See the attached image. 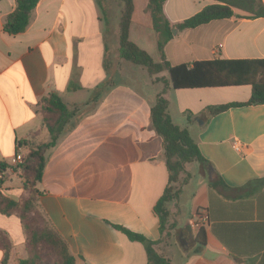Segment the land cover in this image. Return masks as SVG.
Masks as SVG:
<instances>
[{
    "label": "crops",
    "instance_id": "1",
    "mask_svg": "<svg viewBox=\"0 0 264 264\" xmlns=\"http://www.w3.org/2000/svg\"><path fill=\"white\" fill-rule=\"evenodd\" d=\"M210 3L174 0L170 7L166 0L163 10L173 25ZM133 5L129 39L138 45L154 31L148 14ZM15 7L16 0H0V162L9 166L0 175V193L14 201L25 194L14 167L16 147L25 154L49 141L38 102L54 93L79 111L45 154L36 209L65 241L74 264H146L144 246L114 225L157 242L154 248L170 264H264V188L250 185L264 178V105L206 113L209 106L247 101L251 86L173 89L167 71L150 75L121 60L117 43L111 49L94 0H39L27 28L9 35L3 24ZM117 33L118 24L113 41ZM163 51L171 66L264 59V19L226 18L176 31ZM158 94L208 162L186 165V182L168 205L173 228L164 233L153 212L168 179L162 139L150 119ZM185 193L181 221L177 205ZM198 213L206 216L199 225L205 245L195 252L199 226L191 222ZM175 231L180 240L190 236L186 250L163 242ZM0 232L10 242L6 264H20L27 252L19 218L0 213ZM4 256L0 249V264Z\"/></svg>",
    "mask_w": 264,
    "mask_h": 264
},
{
    "label": "trees",
    "instance_id": "2",
    "mask_svg": "<svg viewBox=\"0 0 264 264\" xmlns=\"http://www.w3.org/2000/svg\"><path fill=\"white\" fill-rule=\"evenodd\" d=\"M39 0H16V7L3 24V30L9 35L23 32L30 23L31 12ZM192 16L170 24L163 6L166 0H146L144 11L151 19V26L156 33V49L160 61L155 63L149 54L129 39V27L134 10L133 0H120L122 5L119 19L118 56L121 60L144 67L150 75L167 71L173 89H193L206 87L251 86L250 98L245 102H230L206 108L208 116H214L231 107L264 105V59L228 60L216 59L210 61H196L191 65L180 64L171 66L164 56L165 44L173 38L172 30L182 31L193 29L214 20L232 18L264 19V3L262 0H210ZM102 12L103 22L107 25L103 2L94 0ZM42 113L43 125L48 133L49 141L30 146L21 164L15 167L20 171L24 180L25 194L18 201H14L0 193V213L6 216L15 215L19 218L24 229L25 250L27 258L20 264H74L67 244L59 234L49 226L44 217L37 211L36 203L39 191L36 188L41 179L45 166V154L54 146L61 134L69 130L72 119L78 114L77 107L68 108L54 93H49L38 102ZM151 125L162 139L163 160L168 174L167 185L156 201L153 212L158 218L162 233L172 229L168 225L170 212L168 205L176 201L181 193L187 177L182 178L187 164L197 162L201 166L208 164L186 129H181L173 123L168 113V102L158 94L154 105L150 109ZM25 143L23 141L21 144ZM20 146V144H18ZM8 164L0 162V175L8 168ZM1 179V178H0ZM257 191L264 188V178L250 183ZM168 225V228H167ZM116 230L124 233L130 241H136L144 246L146 264H170L169 260L159 254L154 245L157 242L133 233L124 227L114 225ZM169 235V233H166ZM195 252L205 245V230L199 227L194 238ZM0 249L5 252L2 264L8 260L10 242L7 236L0 232ZM47 252L52 255V262L48 260Z\"/></svg>",
    "mask_w": 264,
    "mask_h": 264
},
{
    "label": "rangeland",
    "instance_id": "3",
    "mask_svg": "<svg viewBox=\"0 0 264 264\" xmlns=\"http://www.w3.org/2000/svg\"><path fill=\"white\" fill-rule=\"evenodd\" d=\"M145 1L146 0H134V3L137 5L139 4L140 7H142L143 11H144V5H145ZM103 6H104V11L106 14V17L108 19V24L106 25L103 22V17H102V12L98 9V14L100 16V19L102 20L103 24H102V30L104 32L109 31L111 36H109V41H110V46L111 49H113L112 43L116 46V43L118 44V34H119V19L121 16V10H122V5L120 0H104L103 2ZM174 6V0H170V7ZM98 8V7H97ZM118 21V23H116ZM115 24V25H114ZM118 24V33H117V37L115 38V41L112 40V33L115 30L116 25ZM111 39V40H110ZM138 46L140 48H142L143 50H145L149 56L151 57V59L153 60V62L157 63L158 62V51L156 49V33L155 32H151L149 31L147 34H145L144 39L142 41H136ZM148 72V71H146ZM149 74V73H148ZM147 75V74H146ZM226 91H230V92H226V93H235V90H226ZM239 91V90H236ZM22 159L25 156V154L21 153ZM23 161V160H22ZM194 165V164H193ZM17 165L15 164L14 167H16ZM188 204H189V199H188V195L187 193L182 194L180 196V200H179V204L177 205L178 208L180 209L179 212V218L182 221L183 219H185L186 217V212L188 210ZM176 232V231H175ZM172 233V236L166 235L163 239V242L165 244H170L173 245L172 250H176V249H182V250H186V248L189 247V245H191V240H190V236H188L185 238L184 240H180L177 237V232ZM188 239V240H187ZM48 256V260L52 262V255L50 252H47Z\"/></svg>",
    "mask_w": 264,
    "mask_h": 264
},
{
    "label": "built area",
    "instance_id": "4",
    "mask_svg": "<svg viewBox=\"0 0 264 264\" xmlns=\"http://www.w3.org/2000/svg\"><path fill=\"white\" fill-rule=\"evenodd\" d=\"M235 149L236 150H239V145H235ZM20 151H21V147L20 146H17L16 147V151H15V154H14V162H15V164L16 165H19V164H21L22 163V156H21V154H20ZM1 178V177H0ZM195 221L192 223L191 222V225L192 226H199V225H203L204 223H206V216H204V213L203 214H196L195 215ZM200 227V226H199ZM198 227V228H199Z\"/></svg>",
    "mask_w": 264,
    "mask_h": 264
},
{
    "label": "water",
    "instance_id": "5",
    "mask_svg": "<svg viewBox=\"0 0 264 264\" xmlns=\"http://www.w3.org/2000/svg\"><path fill=\"white\" fill-rule=\"evenodd\" d=\"M172 33H173V35H175L176 34V31L175 30H172Z\"/></svg>",
    "mask_w": 264,
    "mask_h": 264
}]
</instances>
